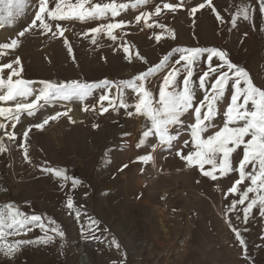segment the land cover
I'll use <instances>...</instances> for the list:
<instances>
[{
    "label": "rangeland",
    "instance_id": "obj_1",
    "mask_svg": "<svg viewBox=\"0 0 264 264\" xmlns=\"http://www.w3.org/2000/svg\"><path fill=\"white\" fill-rule=\"evenodd\" d=\"M201 2L186 0L177 12L165 11L153 17L174 30V39L165 32L157 42L154 34L160 33L159 28L135 23L140 11H154L156 4L161 3L148 0L146 6L129 8L116 18L133 22L123 31L116 30L121 37L117 42L102 34L97 44H92L90 38L81 35L98 23L109 22L108 19L63 22L72 45L71 54L62 38L45 36L36 30L21 38L20 47L5 62L20 57L22 77L33 82H93L104 78L118 81L146 70L177 47H217L225 50L233 63L246 69L256 86L264 88V11L259 10V0H213L225 23L207 7L193 16L191 7ZM242 5L251 7L252 16L248 20L238 19L233 27L231 16ZM37 10L38 0H29L24 13L12 22L0 20V43L16 38ZM121 42L129 45L133 57L138 51L148 63L135 58L130 62L117 47ZM205 63L200 62L197 73ZM165 72L161 69L150 78L153 90L158 89ZM197 92L199 95L200 90ZM98 94L99 90L85 102L56 101L33 117H22L16 129L17 142L6 141L9 151L0 154V206L14 202L25 213L51 218L61 226L65 237H57L49 244L25 245L10 258L0 254V264H264V216L258 207L252 209L246 222L243 206L227 212L231 200L238 198L226 196L238 173L212 181L198 168L187 167L176 155L183 141L189 139L186 133L171 150L158 147L153 151L147 145L138 148L142 130L148 124L145 117H129L124 109L104 114L89 111L76 123L61 117L43 130L33 129L28 141L30 162L24 158L19 137L29 124L40 123L68 107L72 115L73 109L82 110L84 103L96 104ZM229 100L226 93L215 118L218 127L222 126L223 109ZM94 124L99 127H93ZM154 142L155 138H150V143ZM188 150L184 148L185 152ZM145 153H151L154 161L145 164L136 159ZM240 158L235 156L233 164L237 165ZM125 164L128 166L121 171ZM43 166L66 169L68 179L42 172ZM73 178L80 181L75 188ZM68 195L77 207L82 206L80 219L69 214ZM90 218L97 221L98 227L89 229ZM233 227L245 240L247 256ZM41 235L43 232L33 226V231L26 235L8 240H31ZM93 235L99 239H93ZM83 243L89 256L86 261L81 259L79 250Z\"/></svg>",
    "mask_w": 264,
    "mask_h": 264
},
{
    "label": "snow or ice",
    "instance_id": "obj_2",
    "mask_svg": "<svg viewBox=\"0 0 264 264\" xmlns=\"http://www.w3.org/2000/svg\"><path fill=\"white\" fill-rule=\"evenodd\" d=\"M185 2L186 0H161L154 11H140L134 18L135 23L143 22L148 28H159L160 33L154 34L157 42L165 32L174 39V30L153 20V17H158L165 11L175 13ZM28 3L29 0H0V20L12 22L16 16L24 13ZM147 3L148 0H38V10L30 24L10 42L0 43V154L9 151L6 141L17 142L16 129L22 117H33L45 106L60 100L85 102L99 90L96 104L84 103V112L99 111L104 114L110 110L124 109L129 117H145L148 124L142 130L138 148L147 145L153 151L158 147L171 150L179 142L180 136L186 133L189 139L183 141V147L176 150V155L187 167L198 168L204 177L212 181L238 173V178L226 193V196L238 198L231 200L227 212H234L238 205L243 206V220L246 222L252 209L258 207L260 215L264 216V88L256 86L247 70L233 63L225 50L217 47H177L165 54L158 63L129 79L42 81V87L38 89L33 87V81L22 77L20 57L16 56L5 62L10 53L20 47L21 38L36 30L45 36L50 34L53 38H62L71 54L73 49L65 35L67 29L62 26L63 22L108 19L109 22L98 23L81 35L86 39L90 38L92 44H97L98 37L102 34L112 42H117L121 37L116 30L123 31L133 22L116 18L129 8L146 6ZM206 7L215 12L221 23H225L224 17L215 9L213 0H203L192 6L190 12L195 16ZM258 7L260 11H264V0H259ZM251 16V7L242 5L231 16L230 22L234 27L238 19L248 20ZM117 47L127 54L130 62L135 58L148 63L138 51L133 57L127 43L121 42ZM170 60L173 61L171 64ZM202 60L206 61L205 66L197 73ZM161 69H166V72L158 89L153 90L149 86V80ZM197 89L200 90L199 95ZM226 93L230 95V100L223 109L222 126L218 127L215 118ZM71 111V108H66L65 111L56 112L40 123L29 124L22 131L19 147L23 149L26 160L30 162L28 141L32 130H43L50 122L61 117H67L71 123H76L69 115ZM93 127L99 125L94 124ZM150 138H155V142L150 143ZM184 148L189 150L185 152ZM235 156L241 157L237 165L233 164ZM136 159L147 164L154 161V156L145 153ZM127 166L123 165L121 171ZM41 171L63 180L68 179L66 169L63 168L43 166ZM246 181L249 183L241 191ZM79 183L76 178L72 179L73 188ZM66 208L77 219L83 215L82 206L77 207L71 195L66 198ZM227 222L231 225L230 218ZM33 226L38 227L43 235L31 240H8V237L26 235L33 231ZM93 226L98 227L97 221L90 218L88 227L91 229ZM232 231L244 246V254L247 256L244 238L236 228L233 227ZM57 237L63 239L65 232L55 220H46L39 214L25 213L14 202L0 206V254L5 257H13L25 245L49 244ZM92 238L99 239L95 235ZM113 243L117 248L120 247L118 242Z\"/></svg>",
    "mask_w": 264,
    "mask_h": 264
},
{
    "label": "bare ground",
    "instance_id": "obj_3",
    "mask_svg": "<svg viewBox=\"0 0 264 264\" xmlns=\"http://www.w3.org/2000/svg\"><path fill=\"white\" fill-rule=\"evenodd\" d=\"M26 80H29V79H26ZM31 81V80H30ZM41 82L42 81H36V82H34L33 83V87H35V88H40V87H42V84H41ZM69 108V107H68ZM74 108V107H73ZM72 118L76 121V122H78V121H82V119H84L85 118V112L83 111V110H80V109H76V108H74L73 109V112H72ZM139 184H140V187H141V183L139 182ZM138 184V185H139ZM221 209V208H220ZM84 244V243H83ZM79 250H80V253H81V259L83 260V261H86V260H88L89 259V256H88V254H87V252H86V247H85V244L84 245H82L81 247H79Z\"/></svg>",
    "mask_w": 264,
    "mask_h": 264
}]
</instances>
